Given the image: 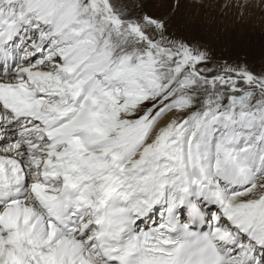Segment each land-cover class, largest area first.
<instances>
[{"label": "snow or ice", "instance_id": "6c2138e0", "mask_svg": "<svg viewBox=\"0 0 264 264\" xmlns=\"http://www.w3.org/2000/svg\"><path fill=\"white\" fill-rule=\"evenodd\" d=\"M210 61L117 0H0V264H264V71Z\"/></svg>", "mask_w": 264, "mask_h": 264}, {"label": "rangeland", "instance_id": "374dc122", "mask_svg": "<svg viewBox=\"0 0 264 264\" xmlns=\"http://www.w3.org/2000/svg\"><path fill=\"white\" fill-rule=\"evenodd\" d=\"M133 18L166 22L169 38L183 40L211 57L264 71V0H117ZM247 4L245 7L244 5ZM4 137H0V140Z\"/></svg>", "mask_w": 264, "mask_h": 264}, {"label": "bare ground", "instance_id": "6f19581e", "mask_svg": "<svg viewBox=\"0 0 264 264\" xmlns=\"http://www.w3.org/2000/svg\"><path fill=\"white\" fill-rule=\"evenodd\" d=\"M256 1V0H255ZM0 137H4L2 133H0ZM4 139H7L6 137H4ZM2 140V139H1ZM156 217V216H155Z\"/></svg>", "mask_w": 264, "mask_h": 264}]
</instances>
